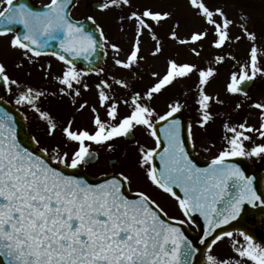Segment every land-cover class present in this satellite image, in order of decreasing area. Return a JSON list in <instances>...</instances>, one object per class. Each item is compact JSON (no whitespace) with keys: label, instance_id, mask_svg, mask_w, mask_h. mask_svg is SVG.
Here are the masks:
<instances>
[{"label":"snow or ice","instance_id":"1","mask_svg":"<svg viewBox=\"0 0 264 264\" xmlns=\"http://www.w3.org/2000/svg\"><path fill=\"white\" fill-rule=\"evenodd\" d=\"M187 5L202 26L192 31L188 39H180L173 29L169 32L170 39L181 45L202 46L211 36L209 47L217 50L245 38L251 42L246 60L239 64V72L230 76L228 93H241L248 82L264 76V44L249 27V13L241 9L237 18L241 34L233 36L230 28L235 22L223 7H210L207 0H187ZM75 6V0H49L43 10L37 11L19 0H0V37L14 33L8 46L19 50L29 64L45 54L62 62L60 74L53 77L62 86L61 94L79 96L81 86L88 89L89 85L82 81L86 73L78 70L74 61L81 57L89 60L98 48H111L114 65L124 70L145 59L140 54L145 33L154 42L151 55L162 52L156 28L172 17L171 12L153 11L149 7L132 10V0L99 3L101 11L128 10L120 15V20L132 23V36L128 51L121 58V46L107 39L93 16L89 15L87 20L94 31L71 18L70 9ZM15 25L22 26V31L16 30ZM95 33H99V40ZM50 48L60 51L46 53ZM191 52L196 57L201 55L196 47ZM229 58L235 59L231 55ZM224 61L223 55L214 57L216 64ZM96 71L99 74L103 69ZM215 73L211 66L169 58L163 74L151 73L154 81L145 91H133L130 99L123 101L129 111L122 116L117 102L105 91L112 89L113 84L101 79L96 84L98 103L106 110L108 119H101L93 107L94 131H74L69 121L62 133L66 142L76 145L70 153L56 146L40 148L38 154L22 146L12 115L0 109V264H193L200 248L180 226L186 221L190 223L194 213L204 222L199 242L207 249L206 264H247L248 261L264 264V245L255 243L243 231L238 233L245 242L240 245L233 239L232 231L222 228L241 215L243 205L264 206V194H258L253 187V177L246 176L237 164L227 162L234 157H264V143H255L250 135L257 133L264 139V103L252 105L259 110V128L246 122L235 127L224 124L231 133L225 137L227 146L205 168L198 167L186 150L194 134L189 124L185 137L184 126L176 118L182 105L178 101L169 103L160 114L150 104L157 94L196 75L195 103L198 124L203 128L213 119L210 111L213 97L207 94L206 85ZM0 82L9 92L14 85L19 89L18 81L8 75L3 63H0ZM114 84L124 89L129 87L123 79H116ZM43 95L25 87L18 91L15 104L27 105L38 113L47 122V134L52 136L57 125L37 105ZM84 106L81 104L80 108ZM137 129L146 133L154 146L136 141V169L149 187L174 200L184 219L168 216L148 191L132 192L131 170L121 167L106 173L108 178L103 182L90 183L80 175L66 174L60 167L79 169L88 165L97 158L91 145L112 150L118 138L135 140ZM225 238L231 240L233 254L221 256L215 253V246Z\"/></svg>","mask_w":264,"mask_h":264},{"label":"rangeland","instance_id":"2","mask_svg":"<svg viewBox=\"0 0 264 264\" xmlns=\"http://www.w3.org/2000/svg\"><path fill=\"white\" fill-rule=\"evenodd\" d=\"M34 1L41 5L49 3V0ZM90 1L102 0L77 1L76 6L73 8L71 13V17L74 20H77L82 16L84 17V15L88 13L100 24H104V21H107L106 24H108V21L110 20L109 25L113 26V30H110L109 32L105 27L104 30H106L107 39L110 42L121 46L122 52L120 55L121 58H123L124 52H127L129 48V40L132 36V23L130 21H121L120 15H125L128 10L125 9L124 12H121L120 15L117 16L115 13L117 10H105L101 14L96 11H91L88 3ZM207 3L213 8H224L228 17L235 22L230 28L233 36L241 34L238 27L239 21L237 19L241 9L249 13L251 15L249 27L257 32L259 42L264 44V0H215L214 2L207 0ZM144 7H149L153 11H168L172 13V17L165 21L161 29H156L158 38L161 40L162 52L156 56L151 55L154 42L150 39V36L145 33L140 53L145 57V59L134 65L131 69L124 70L114 65L113 56L115 54L112 52L111 48L106 46L104 67L103 71L99 75L106 76L108 79L105 78V80L113 84L112 89H105V91L108 95L110 94V99L117 102L118 110L121 116L127 114L129 111L123 101L126 98L130 99V93L133 91H145L154 81L151 73L155 71L163 74L166 68V62L169 58H174L179 62H193L201 67H208L210 65L213 67L212 61H214V57L217 54L225 56V61L222 63L226 67H221V80L218 81V79H220V75L216 70L214 77L210 79V82L206 86L207 94L213 97V100L210 102V106H223L220 108L221 111L219 112L218 117L224 118L236 114L237 104L243 102L247 105V109L245 113H243L244 120L241 121V123L246 122L247 125L259 128V110L254 108L252 105L254 103H264V76H258L255 79L254 87L248 95H229L232 101L229 106L226 104V98L229 94L226 91L227 83L229 82L230 76L233 72H239V64L246 60L247 51L251 46V42L247 41L246 38L242 39L240 42L233 41L224 48L220 49L219 52L217 49L209 47V40L212 39L211 36H209L208 40L203 42L202 46L200 44L181 45L178 41L169 38V32L171 30L175 29L180 39H188L192 31L198 30L202 26L201 20L189 9L187 0H159V2L158 0L157 2L154 0H132V10H141ZM10 38V34L0 37V63L5 65L8 75L18 81L19 89L15 85L11 86L12 91L9 92L6 89L1 91L0 98L13 100L15 102L14 97L18 94L19 90H23L25 87H32L43 92L44 95L39 98L37 105L41 110L47 111L48 113L54 111V114L52 113L50 116L55 123L59 120V116L61 117L59 121L60 128H56V137H61L64 142L66 141L63 136L62 129L68 125L69 121H71V127L74 131L79 129L95 128L92 124V120L95 115L92 112L93 107H96L97 114L100 115L101 119H108L106 116V110L101 108L98 103L96 84H98L101 79L96 77H82L83 83L88 84L89 87L88 89H84L81 86L80 95L77 96L76 100H72V98L68 95L60 93L59 89L62 86L57 80L53 79V77L60 74L64 65L60 61L49 56L37 58L33 63L29 64L26 60H23L19 50L11 49L8 46V40H10ZM192 47H196L201 52L200 57H196L192 54ZM178 50H183V52L179 53ZM230 54L231 56H234L235 59H230ZM18 64L21 66L17 67ZM46 72L48 74H46ZM138 72H141L139 78L136 77ZM116 79H123L128 83L129 87L124 89L119 85H115L114 81ZM197 81V76L193 75L190 80L184 83L174 84L169 87L168 90H164L160 94H157L155 98L150 101L151 106L155 108L158 113L163 114L167 110V105L173 102L171 100V96L173 95V91L176 90L177 93L182 95L180 96L182 97L180 104L182 105V108H185L187 101L194 96V90L191 89V86L193 85L196 88ZM165 93H167V95H165ZM217 100L223 101V103H217ZM69 104L71 105V109H67ZM81 104L85 105L84 108H80ZM224 106L227 107L224 108ZM23 111L25 112V109H23ZM53 116H56L57 120L54 119ZM240 120H242L241 117ZM36 126L40 129L39 125ZM44 129L40 130V135L42 136L45 134ZM135 133L139 143L144 144L145 146H154L152 139L142 130L137 129ZM250 135H252L253 141H257V143H264V139L260 138L257 133H251ZM50 141L51 142H48L44 139L41 143H38V146L48 147L53 143L52 140ZM132 145L134 144L126 143L120 149L117 147L118 145L114 143V146H116L114 150H107L106 147L96 145L98 148L97 151L99 153V160L91 164L87 171L91 175L98 176L102 173L106 174L117 171L123 167L127 170H131L133 174L136 172L135 174L137 175V180L134 181V185H140L141 187L147 186L142 180L143 176L136 169L135 162L137 159V146L135 147L136 149L133 150L132 148L134 147ZM66 148L67 145L64 147L63 151H68V148ZM100 148H102V151H100ZM112 159L115 160V163L111 167H107L106 162ZM159 201L165 211L172 213L174 209L172 210L171 206H168V203L173 204V202L170 200H168L169 202H166L162 199ZM233 239L238 241L240 245L245 243L243 237L239 235L233 236ZM231 243V240L226 238L223 241L218 242L217 246H215V253L221 256L232 255ZM247 264H252V262L248 261Z\"/></svg>","mask_w":264,"mask_h":264},{"label":"water","instance_id":"3","mask_svg":"<svg viewBox=\"0 0 264 264\" xmlns=\"http://www.w3.org/2000/svg\"><path fill=\"white\" fill-rule=\"evenodd\" d=\"M19 2L27 4L29 7L33 8L34 10L39 11L40 8L34 6L30 0H19ZM93 8H99L98 4H92ZM85 25L86 29L90 31H94V26L88 20L80 22ZM16 30L22 31V26L15 25L13 26ZM97 40H99V33H95ZM55 43V42H54ZM50 51H60L58 48H50L46 49L45 52L48 53ZM104 58L103 49L98 48L96 52H94L90 57L89 60H84L82 57L77 58L74 62L76 67L84 73H97L96 70L101 69L102 62ZM251 83L248 82L245 87L243 93H246L250 87ZM2 82H0V89L3 88ZM0 109L9 112L12 117L17 131V139L22 144V146L28 147L29 150L36 151L34 145L30 138L27 136L24 121L22 116L13 110L9 105L5 102L0 101ZM181 120L182 125L185 129V137H186V129H187V120L183 114H178L177 117ZM129 140V139H127ZM186 150L190 152L189 143L186 144ZM37 152V151H36ZM38 154H41L37 152ZM228 163H235L237 164L241 170L245 173L246 176L253 177V187L256 188L258 194H263V179L260 173H258L250 164L246 163L242 159H232L228 160ZM158 163V161H157ZM210 164V163H208ZM62 168V167H61ZM66 174L70 175H80L90 183H100L103 182L104 179L94 180L89 178L88 176L84 175L82 172L78 170H65ZM264 216V206L253 207L252 205H243L241 210V215L237 217L236 220L231 221L228 225H223L222 228L224 231H243L246 234L252 236L253 240L256 241L258 244L264 245V236L261 234L259 229V220L261 217ZM203 219L198 220L195 219V227L197 228V234L190 233L184 225L180 226L182 231H184L185 235L190 239L193 240L196 245L199 246L200 250L198 254L193 258V264H203L204 253L207 250L203 245H200L199 237L202 235L203 232Z\"/></svg>","mask_w":264,"mask_h":264},{"label":"flooded vegetation","instance_id":"4","mask_svg":"<svg viewBox=\"0 0 264 264\" xmlns=\"http://www.w3.org/2000/svg\"><path fill=\"white\" fill-rule=\"evenodd\" d=\"M213 115V119L205 126V127H200L198 124L199 121V116L198 114L193 115V118L197 119H192L190 121V124L192 125V130L194 134V140L191 143L192 146V151L194 156L201 161H209L212 160L216 155L219 154V152L227 146L225 137L230 136L231 133H228L225 128L224 124L228 123L229 125L232 126V122H223L221 123L220 121L215 120L216 116L214 115V112L211 111ZM223 124V127L221 128V125ZM222 129V132H221ZM35 135V134H34ZM36 135L40 137V133L37 131ZM35 135V137L38 140V137ZM72 146L75 144L72 143ZM91 149L93 151H97V146L96 145H91ZM109 150V149H108ZM100 151H102V148H100ZM97 154L99 155L98 151ZM247 160L251 161L252 163L255 164V166L261 171V173L264 176V157L258 158V157H245ZM137 180V178L133 179V183L131 185V188L133 191H136L137 189H143L145 191H148L157 201L160 203V199L166 200V196L162 193H158L154 188L147 186L141 187L140 185H134V181ZM144 181V179H142ZM175 212L172 211V213L166 211L169 215L168 216H173V217H178L180 219H184L181 213H178V210L176 207H173ZM185 223H188L187 221Z\"/></svg>","mask_w":264,"mask_h":264}]
</instances>
